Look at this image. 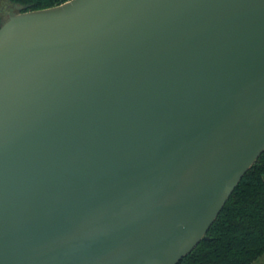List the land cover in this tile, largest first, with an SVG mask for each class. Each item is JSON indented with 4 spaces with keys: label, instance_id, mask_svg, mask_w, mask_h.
Instances as JSON below:
<instances>
[{
    "label": "water",
    "instance_id": "95a60500",
    "mask_svg": "<svg viewBox=\"0 0 264 264\" xmlns=\"http://www.w3.org/2000/svg\"><path fill=\"white\" fill-rule=\"evenodd\" d=\"M263 150L264 0L0 25V264H177Z\"/></svg>",
    "mask_w": 264,
    "mask_h": 264
},
{
    "label": "trees",
    "instance_id": "16d2710c",
    "mask_svg": "<svg viewBox=\"0 0 264 264\" xmlns=\"http://www.w3.org/2000/svg\"><path fill=\"white\" fill-rule=\"evenodd\" d=\"M19 11L66 0H9ZM5 21V20H4ZM0 19V25L4 22ZM264 251V150L240 178L206 237L177 264H251Z\"/></svg>",
    "mask_w": 264,
    "mask_h": 264
},
{
    "label": "rangeland",
    "instance_id": "374dc122",
    "mask_svg": "<svg viewBox=\"0 0 264 264\" xmlns=\"http://www.w3.org/2000/svg\"><path fill=\"white\" fill-rule=\"evenodd\" d=\"M18 6L11 3L9 0H0V19L4 21L9 15L16 13ZM251 264H264V251L258 255Z\"/></svg>",
    "mask_w": 264,
    "mask_h": 264
}]
</instances>
